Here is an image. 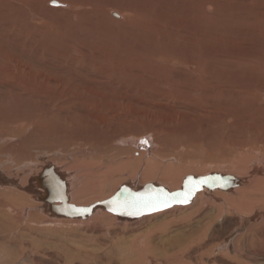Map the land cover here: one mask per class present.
<instances>
[{"label":"rangeland","instance_id":"374dc122","mask_svg":"<svg viewBox=\"0 0 264 264\" xmlns=\"http://www.w3.org/2000/svg\"><path fill=\"white\" fill-rule=\"evenodd\" d=\"M49 1L0 0V177L13 179L19 184L22 182V176L18 174L21 166L30 167L35 173L42 165L52 162L56 167H71L69 170L73 173L77 164L98 159L90 153L92 151L86 142L90 135L84 130L85 125L73 127L71 123L80 121L76 117L74 121L65 118L69 113L84 110L85 118L92 124H100L96 127L95 139L106 135L107 128L103 124L106 127L116 126L121 134L127 130H142V127L155 125L161 120L178 127L182 131L177 134L181 141L174 136L167 140L160 139L167 147L162 151V157H170L172 161L165 165L174 166H180L184 161V119L194 123L198 116L199 120H208L231 115L234 125L232 138H238L239 142L236 141L235 146L233 143L234 147L226 146L230 148L225 150L224 157L221 151H214L210 157L212 161L227 159L229 162L236 156L241 159L248 155L246 161L249 168L252 163L259 165L264 162V111L256 109L264 104V0H59L66 6L51 5ZM30 9L36 12L34 17ZM20 87L27 95L36 96L23 97L22 93L25 92L19 93ZM214 93H217L216 97ZM99 115L101 117L97 118ZM36 116L39 119L36 120ZM216 130V142H219L225 129L221 136L218 134L220 128ZM146 135L143 136H148L150 141L152 135ZM200 149H193L189 161L203 154ZM228 152H233L232 156ZM216 164L209 165L213 169L209 166L188 167L190 172L182 174L180 185L186 175H199L205 170L206 173L216 171ZM140 183L143 186L146 182ZM8 184L0 181V264H66L59 260L61 247L57 244L58 239L55 240L56 244L51 239L63 233L58 237L70 241L73 236L79 238L75 231L84 234L90 231L80 229V224H60L54 228V232L49 224L38 223L40 217H46L41 214L37 194L32 199L29 193L25 195L26 199L20 198V190ZM122 184L119 183L114 190H118ZM153 184L162 186L160 183ZM4 188H7L5 193ZM113 192L105 191L100 199L112 196ZM14 201H23L22 205H14L16 211L9 207ZM205 208L206 214L210 210L209 214L214 212L213 206L206 205ZM169 209L167 207L135 217L133 220L155 214V217L133 227L132 232H127L125 241L129 239V234L145 237L152 225L167 219L171 214ZM162 210L164 213L159 212ZM157 212L161 215L158 216ZM227 218L223 222L216 219L213 222L215 225L212 224V227L221 224L220 239L226 231L238 229V220L233 223ZM200 222L204 220L199 221L194 217L190 221L192 226L189 225L192 228L201 227ZM69 227L73 228V232L68 230ZM178 229L179 226L164 235L152 233L149 241L159 245L161 239ZM239 233L241 231L233 235L234 240L238 239ZM241 242L238 243L242 247ZM126 246L124 244L121 248ZM112 247L109 245L100 251L98 246H92L98 254L101 253L93 260L94 264H135L134 259L141 260V257L127 254L119 247ZM248 249L258 251V255L250 254L251 259L247 264H264V248L250 246ZM147 258L162 257L149 255Z\"/></svg>","mask_w":264,"mask_h":264},{"label":"bare ground","instance_id":"6f19581e","mask_svg":"<svg viewBox=\"0 0 264 264\" xmlns=\"http://www.w3.org/2000/svg\"><path fill=\"white\" fill-rule=\"evenodd\" d=\"M52 2H54V0H50L48 2V4L55 5V6L56 5L66 6L65 3H62L59 0H55L56 3H52ZM16 3H18V2H16ZM10 4H11V2H10ZM222 10L224 11V9H222ZM31 13H32L31 15L33 17L36 15V12H34L33 10H31ZM227 13H229V12H227ZM237 13H238V11H237ZM240 14H242V13H240ZM120 16H122V15H120ZM123 16H125V15L123 14ZM41 19H43V18H41ZM245 23H242V24H245ZM239 24H241V23H239ZM186 59L187 58H185V61L188 62V59L187 60ZM194 59H195V57H194ZM196 59H198V58H196ZM213 59H214V57H213ZM205 61H206V59H205ZM193 62H195V61H193ZM188 63L190 64V62H188ZM195 66H196V64L194 65V67ZM215 68H216V65H215ZM179 69H180V67H179ZM182 69L184 71V68H182ZM198 69H200V67ZM211 69L213 70V68H211ZM221 71H224V70L221 69ZM230 72H231V70H230ZM167 74H168V72H167ZM186 74H185V76H186ZM191 75H189V76H191ZM180 76H181V74H180ZM193 76H195V75L193 74ZM208 76L209 75H207V77ZM210 76H212V75H210ZM198 77H200V76H198ZM203 77H205V76H203ZM176 78H174V79H176ZM191 78H192V76H191ZM200 78H202V77H200ZM213 78H214V76H213ZM222 78L224 79V77H222ZM253 81H255V80H253ZM160 82H161V80H160ZM171 82H172V79H171ZM216 83H218V82H216ZM178 84L179 83H177L176 85L179 87ZM221 84H223V83H221ZM221 84H219V85L221 86ZM239 84H241V83H239ZM239 84H237V86ZM243 84H245V83H243ZM174 85H175V83H174ZM165 86H167V85H165ZM226 86H228V85H226ZM226 86H224V87H226ZM247 87H249V86H247ZM159 88H161V87H159ZM239 88L240 87L238 86V89ZM19 89H20L19 93L22 91L25 92V93H22L23 97L28 96L29 98H31V97L36 96V94L27 95L26 91H24L23 88H21V87ZM183 89H184V87H183ZM183 89L181 88V90H183ZM252 89H254V87H252ZM32 90H35V88H33ZM214 90H216V89H214ZM174 91H176V90H174ZM151 92H153V91H151ZM212 92H213V90H212ZM171 93H172V91H171ZM214 94L216 97L217 93H214ZM169 95H171V94H169ZM48 96H50V95H48ZM42 98H44V97L42 96ZM32 99H34V98H32ZM51 99H53V98H51ZM208 99H210V98H208ZM42 100H44V99H42ZM196 101H197V99H196ZM95 107H97V106L95 105ZM246 108L249 110L248 106H246ZM256 109H257V111H261V112L264 111V104L261 106H257ZM227 110H229V109H227ZM84 111H82V112L80 111V113L75 112L71 115H70V113H69V115L67 113L68 116H65V118L73 119L74 117H76L77 121H80L77 124L71 123L70 125L71 126L73 125V127H81L82 125H85V128L84 127L83 128H84V130L88 131V133L90 135L88 137V140L87 141L85 140V141L88 142L89 149L92 151L90 153H93L96 157H98V159H96V158L90 159V160H88V162H81L80 164H77L78 166L73 170V173H70L69 169L71 167H67V168L65 166H64L65 168L56 167L52 162L42 165L41 167H39V170L36 169L34 171L35 173H32L34 169L32 170V169H30V167L21 166L20 170L18 169V172H19L18 174H20V176H22V182L19 184L17 183V181H15L13 179L6 178V177L5 178L0 177V181L12 184V185L16 186L17 189L20 190V192H19V194H21V195H19L20 198L26 199L25 195H28V193L30 195V198L34 197L37 194V199L39 200L38 206H41V208H40V210L42 211L41 214H43V215L45 214V217H46L43 219H41V217H40L41 220L40 219L37 220L38 223L49 224L51 226V228H53V231H54V228H56V226L60 225V224H62V225L63 224L64 225L80 224L81 225L80 229L90 231L89 234H84V232L81 233L79 231H75L76 234L79 236V238H75L73 236L72 237L73 239H70V241L58 237V236H62L63 233H60L61 235H58L55 238L53 237L51 239V242L55 243V240L58 239L59 243H57V244L61 247V251H59L61 257L59 260H61L62 262H65L66 264H94L93 260L94 259L96 260V257L101 253L98 254L96 249H93L92 246H98L99 250L101 251L103 247L106 248L109 245L113 246V247L121 248V246L124 244L126 246L125 242H127L129 245H127L126 248L125 247L121 248L122 249L121 251H125L127 254L128 253L134 254L137 256V258L141 257V260L134 259L133 261H135V262L132 261L135 264H138V263H140V264H234V263L236 264L237 263V264H239L240 262H241V264H247L248 260L251 259L250 254L253 253L254 255H256L258 253V251H256V250H252V251L249 250L248 247L252 246L255 248H264V162L262 161L261 164L259 163V165H257L256 163H252V167L249 168L248 163L246 161L248 159L247 154H246L247 157L239 159L240 156H239V158L236 156V159L234 158L233 160H230L229 162H227L228 161L227 159H220L217 161H212V159L210 158L212 153L214 154V151H221L222 155H223L225 153V150L230 148V147L226 148V146H228V145L233 146L232 145L233 143L235 146L237 144V142H239V141H237L238 138L237 139H234L235 137L232 138L233 137V135H232L233 130L232 129H233L234 125L232 124L233 118L230 117L231 115H229L228 117L225 116L226 118L223 116H221L219 118H215L213 115L214 118L213 119L210 118L208 120H201V119L199 120V116H198V119L196 118L197 120L194 123H188L189 121L187 122L184 119V132H183L184 133V152H183L184 153V157H183L184 163L181 162L182 165L174 166L172 164H166L165 165L166 162L169 163L172 161L169 160L170 157L169 158L166 156L164 158L162 157L163 156L162 151L165 150L167 147L165 148V145H163L161 143L160 139L164 138L167 140L168 138L174 136L179 141H181V139L178 137L177 134L179 132L182 133V131H181V129H178V127L177 128L172 127V125H170L169 123L167 124V121L163 122L161 120V122H159L155 125L149 124L144 128L142 127V130L141 129L139 130V128H138V130H134V129L130 130V131L127 130V132L122 133L123 134L122 135L120 129H117L116 126H114V125L108 126L109 125L108 124L107 125L108 127H106L103 124V126L105 128H107L106 129V135L104 137H102L101 139H95V137H97L96 136L97 135V128L96 127H99L100 124L99 125L92 124L93 122H90L88 118H85L86 113ZM159 113H161V112H159ZM162 113H164V112H162ZM38 114H41V113L38 112ZM104 115H105V113H104ZM124 115H126V113ZM185 115H186V113H184V116ZM95 116L96 115H94V117ZM89 117H90V115H89ZM100 117H101L100 115L97 116V118H100ZM161 117H159V118H161ZM164 117H165V115H164ZM4 118H6V117L4 116ZM102 118H103V115H102ZM105 118H108V117H105ZM132 118L133 117H131V119ZM37 119H39L38 116H36V120ZM123 119H125V117ZM98 120H102V119H98ZM72 121H74V119ZM106 121H105V123H107ZM145 121H146V118H145ZM145 121H144V123H145ZM192 121H194V120H192ZM98 122L99 121H97V123ZM9 123H10V120H9ZM122 123H120V124H122ZM130 126H131V124H130ZM217 128H220V130H221L218 133L219 136H221L222 130L225 129L223 139L219 142L218 141L216 142V140H218L217 130H216ZM71 129H73V128H71ZM79 130H81V128ZM101 130H103V129H101ZM122 130H124V129H122ZM57 131H59V130H57ZM237 131L235 133H238ZM54 132H56V131L54 130ZM160 132H161V134L158 135L157 133H160ZM145 134L152 135V139L149 141L147 135H146L147 138L145 136H143ZM80 136H78V137L80 138ZM136 136H138V137H136ZM81 138H82V136H81ZM83 138H84V136H83ZM92 139H95V140L90 141ZM147 139H148V141H147ZM169 140H172V138ZM142 141H145V143H142ZM137 142H138V144H137ZM170 142H172V141H170ZM209 142L211 143V145H213V148H210ZM172 143H174V142H172ZM84 144H86V143H84ZM76 145H78V143H76ZM196 147L201 148L203 150V154L201 156H198V157L196 155L197 158L193 157L195 159H192V161H189L190 156L193 153V149ZM239 147H240V145H239ZM241 148H243V147H241ZM244 148H246V147H244ZM170 149H172V148H170ZM168 151L171 152V150H168ZM210 151H211V154H210ZM243 151H245V149L241 150V152L239 154H241ZM165 152H167V151H165ZM178 152H180V151H178ZM180 153H179V155H180ZM215 153L217 154V152H215ZM228 153L231 154V156H232L233 152H228ZM17 154H18V152H17ZM180 156L182 157V155H180ZM225 156H227V155H225ZM228 156H230V155H228ZM221 157H219V158H221ZM223 157H224V155H223ZM58 158L59 157L57 156V159ZM89 158H91V157H89ZM178 158L180 159V157H178ZM173 160H174V158H173ZM66 161H68V160H66ZM180 161H182V160H180ZM214 162L218 163V165L216 164L218 169H214L216 171H213V172H218L220 174H226V175L233 177V178H230V180H228V185H227L226 189L215 188L212 190H210V189L206 190L205 189L206 187H204L203 189L196 191L194 193V195L189 199V201L186 204H174L171 207H168V208H170L168 212H170L171 214L167 217V219L165 221H163L159 224H156V225H152L150 227V231L147 234H145V237H142L141 235L129 234V239L128 240L126 239V241H125L124 235L127 232H132L133 227H136L137 225L141 224L142 222L144 223L145 221L149 220V218H151L152 216L155 217V214H152V216H151V214H149V216L145 215V216L141 217L140 219L133 220V219H136L135 217H137V216H126V215L120 216L116 213L106 211V209L103 205L97 204L92 208V211L89 214H86L85 216H81V215L80 216H72V214H65L61 211L62 204H61V201L58 198V196L55 195V193H50L51 192V191H49L50 188L47 189V187L44 186L45 182L49 181L50 178L54 179V181H57V179H58V181L61 180L62 182H64V185H65V191L64 192H65L66 202L68 204H73V205H77V206H81V207H87L90 204H93V203L96 204V203L100 202L101 199L104 197L105 191H110V192L117 191L114 189L117 188V185L119 183H123L122 185H124L130 191H132V190L135 191L137 189L142 188L143 186L141 185L140 181L146 182L145 184L148 183L147 181H150V183L151 182L160 183L162 185V187L165 190H167V192L178 190L181 187V185H180L181 176L185 171H189L188 167H190V168L208 167L210 164H213ZM258 162L259 161H257V163ZM225 166H228V167L226 168ZM210 168H212V167H210ZM221 169H224V170H221ZM205 171H204V173L202 171V173L199 175L207 174ZM213 172H208V173H213ZM194 176H196V175H194ZM153 183H151V184H153ZM122 185H120V186H122ZM140 185H141V187H140ZM8 188H9V186H8ZM6 189L4 190V193L6 192ZM11 193H13V192H11ZM114 193L115 192H113V194ZM93 201H95V202H93ZM21 202L23 203V201H21ZM21 202L14 201V203H12L9 207L12 210L16 211L14 205H16V206L22 205ZM90 202H92V203H90ZM206 205H207V207H208V205L213 206L214 212L209 214L211 212V210H210V212L208 210L209 213L206 214V212H204V210L206 209L205 208ZM22 211H23V209H22ZM159 212L164 213L163 210L159 211ZM159 212H157V213H159ZM157 215L160 216L161 214L159 213ZM115 216H117L118 219ZM194 217H196L197 220L199 219V221L204 220V222H202V223L200 222L202 224L201 227H197V228L191 227L192 224H190V221ZM226 217H228L233 223L234 222L236 223V219H237L238 224H239L237 226L238 229L232 228L229 231H226V233L220 239L219 230H220V228H222V227H220L221 224L219 223L220 224L219 227H214V226L212 227V224L215 225V223H213V222L216 219L222 220V222H223L226 219ZM125 219L126 220L129 219V221H126ZM110 226L111 227L113 226L112 227L113 229H110ZM178 226H179L178 231L174 230L175 232L172 233L171 235H168L167 238H164L163 240L161 239L159 245H154L155 243L154 244L150 243L149 239H150L152 233L156 234L157 232H159L161 235H164V234H167L168 232H171L173 230V228L176 229ZM185 226H188V228H186ZM240 228L242 230H240ZM128 229H130V230H128ZM68 230L70 232H73V228H71V227H69ZM239 231H241V233H239L240 236L238 237V239L234 240L233 235ZM60 232H62V231H60ZM111 233H112V235H111ZM108 237H110V238L108 239ZM69 238H71V237H69ZM38 239H36V240H38ZM110 239H112V240H110ZM143 239H144V241H143ZM159 239H160V237H159ZM39 240H41V239H39ZM107 240L110 241L109 244L106 243ZM240 240L242 241L241 243H243L242 247L238 243ZM138 242H140L139 243L140 245H138ZM40 243H41V241H40ZM46 243H48V241H46ZM243 246L246 248H244ZM57 248H59V247L57 246ZM53 251H54V249H53ZM53 251H52V253H53ZM59 253H58V255H59ZM149 255H151V256L158 255V256L162 257L163 259L162 258L152 259L153 257L147 258V257H149ZM147 259H148V261H147ZM58 264H60V262Z\"/></svg>","mask_w":264,"mask_h":264},{"label":"water","instance_id":"95a60500","mask_svg":"<svg viewBox=\"0 0 264 264\" xmlns=\"http://www.w3.org/2000/svg\"><path fill=\"white\" fill-rule=\"evenodd\" d=\"M56 3V2H52ZM189 178H191V182H189ZM230 178H233L232 176L226 175V174H220L218 172H213V173H207L205 175H186L181 183V187L178 190L167 192L162 186L147 183L144 184L142 188L137 189V190H132L130 191L127 189L124 185L120 186L119 189L110 197L101 200L98 203H93L88 205L87 207H81L73 204H68L66 202V197H65V185L64 182L61 180L54 181V179H49V181L45 182L44 186L50 188L49 191L50 193H55V195L58 196V198L61 201L62 207L61 211L65 214H72V216H85L86 214H89L92 211V208L97 205H103L106 209V211H110L112 213H116L120 216L126 215V216H139L142 214H147L151 213L154 211H158L167 207L172 206L173 204H185L189 201V199L194 195V193L198 190L203 189L206 187L207 189H226L228 185V180ZM204 180L205 182L203 184L197 185L196 182L200 180ZM125 190L128 193H144L147 196H160L161 200H167L168 203L165 206L163 202L159 203L155 208L152 207H144L140 209H134V208H124V207H119L117 204L113 203L115 199H119L123 201L124 195L122 193H125ZM161 190H163L161 192ZM54 191V192H53ZM174 193H181L182 195L180 196H164L163 194H174ZM185 196L187 199L185 200ZM84 209H87V211H83ZM131 212L132 214H129Z\"/></svg>","mask_w":264,"mask_h":264},{"label":"snow or ice","instance_id":"6c2138e0","mask_svg":"<svg viewBox=\"0 0 264 264\" xmlns=\"http://www.w3.org/2000/svg\"><path fill=\"white\" fill-rule=\"evenodd\" d=\"M55 2V0H54ZM142 143H145V141H142ZM189 182H191V178H189ZM205 181L202 179L200 181H197L196 184H203ZM163 190H161L162 192ZM124 195L123 201L119 200L118 198L113 201V203L117 204L119 207L124 208H134V209H140L144 207H152L155 208L159 203L163 202L165 206L167 205V200H161L160 196H147L144 193H128L125 190V193H122ZM164 196L172 195V196H180L181 193H174V194H163ZM187 197L185 196V200ZM83 211H87V209H84ZM129 214H132L129 212Z\"/></svg>","mask_w":264,"mask_h":264}]
</instances>
